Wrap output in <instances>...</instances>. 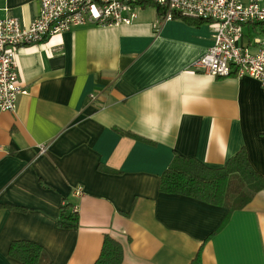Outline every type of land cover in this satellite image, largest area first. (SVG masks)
<instances>
[{
    "label": "crops",
    "instance_id": "crops-1",
    "mask_svg": "<svg viewBox=\"0 0 264 264\" xmlns=\"http://www.w3.org/2000/svg\"><path fill=\"white\" fill-rule=\"evenodd\" d=\"M40 8L0 0V19L29 26ZM137 13L130 25L82 26L19 50L28 95L0 111V264H21L9 256L17 241L55 264H95L106 236L123 264H190L202 246L203 264H264V190L231 216L160 192L175 155L218 169L245 150L264 175L261 85L192 70L214 44L209 23L162 24L151 4ZM263 35L264 24H247L239 46L256 54ZM66 203L77 228L59 226Z\"/></svg>",
    "mask_w": 264,
    "mask_h": 264
},
{
    "label": "built area",
    "instance_id": "built-area-1",
    "mask_svg": "<svg viewBox=\"0 0 264 264\" xmlns=\"http://www.w3.org/2000/svg\"><path fill=\"white\" fill-rule=\"evenodd\" d=\"M144 4L162 9V24L173 21L175 14L210 24L214 44L194 62V72L214 78L250 77L264 91V35L256 40V54L239 46L244 26L264 24V0H41L39 15L29 26L17 19H0V111L15 113L19 98L28 95L16 62L21 48L41 45L82 26L130 25L138 18L137 7ZM97 98L91 94L89 102ZM40 150L43 153L45 146ZM75 195L80 197L82 189ZM72 212L77 214L78 208Z\"/></svg>",
    "mask_w": 264,
    "mask_h": 264
},
{
    "label": "trees",
    "instance_id": "trees-1",
    "mask_svg": "<svg viewBox=\"0 0 264 264\" xmlns=\"http://www.w3.org/2000/svg\"><path fill=\"white\" fill-rule=\"evenodd\" d=\"M157 8L163 20L162 9ZM174 17V20L189 19L179 14H175ZM195 23L208 22L196 19ZM106 172L112 173L110 170ZM263 190L264 175L254 170L245 150L239 152L225 167L218 169L209 168L194 158L175 155L160 182L161 193L185 196L212 206L228 208L229 216L236 211L243 210ZM71 209L70 204L62 208L60 227H78V215L73 214ZM228 218L221 227L225 226ZM202 251L203 246L190 264H203ZM9 256L21 264H55L48 259L45 250L33 242H13L9 249ZM123 261L122 245L112 237L106 236L100 257L95 264H123Z\"/></svg>",
    "mask_w": 264,
    "mask_h": 264
}]
</instances>
